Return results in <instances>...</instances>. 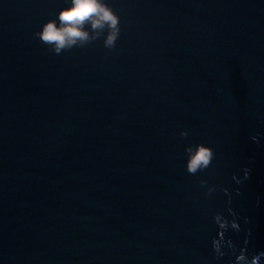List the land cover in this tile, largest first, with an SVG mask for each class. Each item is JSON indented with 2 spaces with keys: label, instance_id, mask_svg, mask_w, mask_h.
<instances>
[{
  "label": "water",
  "instance_id": "obj_1",
  "mask_svg": "<svg viewBox=\"0 0 264 264\" xmlns=\"http://www.w3.org/2000/svg\"><path fill=\"white\" fill-rule=\"evenodd\" d=\"M105 2L55 54L66 0H0V264H263L264 0Z\"/></svg>",
  "mask_w": 264,
  "mask_h": 264
},
{
  "label": "clouds",
  "instance_id": "obj_2",
  "mask_svg": "<svg viewBox=\"0 0 264 264\" xmlns=\"http://www.w3.org/2000/svg\"><path fill=\"white\" fill-rule=\"evenodd\" d=\"M69 4L56 13V19L44 23L38 33L39 41L49 47L55 54L81 48L98 39L103 40V46L112 49L120 34L119 17L105 0H66ZM181 137H187V132L181 131ZM186 170L196 174L206 169L214 156L212 149L204 144L188 145ZM204 184L205 181H200ZM209 192L212 189L208 190Z\"/></svg>",
  "mask_w": 264,
  "mask_h": 264
},
{
  "label": "trees",
  "instance_id": "obj_3",
  "mask_svg": "<svg viewBox=\"0 0 264 264\" xmlns=\"http://www.w3.org/2000/svg\"><path fill=\"white\" fill-rule=\"evenodd\" d=\"M264 264V263H263Z\"/></svg>",
  "mask_w": 264,
  "mask_h": 264
}]
</instances>
